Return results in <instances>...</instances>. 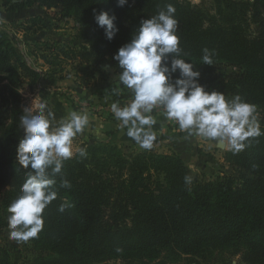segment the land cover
Here are the masks:
<instances>
[{"label": "trees", "instance_id": "obj_1", "mask_svg": "<svg viewBox=\"0 0 264 264\" xmlns=\"http://www.w3.org/2000/svg\"><path fill=\"white\" fill-rule=\"evenodd\" d=\"M207 1L213 10L205 7ZM168 4L179 21L181 58L201 72L207 89L255 104L264 132V0H203L200 5L128 0L123 7L117 0H17L11 8L36 7L72 19L85 45L72 50L74 57L87 67L107 66L116 75L112 56L142 19ZM101 11L116 17L119 31L111 41L95 23ZM205 48L213 53L211 65L202 61ZM61 53L69 57L65 48ZM40 80L41 73L0 31V235L7 229V207L25 180L15 159L26 107L21 91ZM245 143L244 150L225 153L231 173L206 180L193 178L177 153L143 150L127 156L121 146L91 137L86 157L77 152L56 177L58 197L45 209L43 231L30 239L38 252L32 264H163L183 257L216 264L226 253L242 264H264V135ZM185 176L193 178L191 184ZM61 180L71 187H61ZM65 203L70 207L60 212Z\"/></svg>", "mask_w": 264, "mask_h": 264}, {"label": "clouds", "instance_id": "obj_2", "mask_svg": "<svg viewBox=\"0 0 264 264\" xmlns=\"http://www.w3.org/2000/svg\"><path fill=\"white\" fill-rule=\"evenodd\" d=\"M127 3L128 0H117L119 7ZM175 13V7L168 4L142 19L129 42L112 56L119 68L113 78H118L122 86L113 88L112 93L120 96L126 89L131 94L124 106L119 101L111 103L113 117L119 122L117 127L141 149L152 150L158 136L153 111L161 108L165 120L175 121L188 137H202L238 153L245 149L248 138L264 135L257 106L239 95L227 98L223 92L200 83L201 72L181 58L183 49ZM94 19L106 39L113 40L119 31L115 15L101 11ZM202 51L203 63L211 65L213 53L207 48ZM104 70L109 69L105 66ZM33 104L25 107L20 116L23 135L15 149L25 180L20 194L7 207L8 239L16 242L38 238L43 231L45 209L58 197L56 177L62 174L64 161L75 154L74 139L90 126L86 111L72 110L57 119L47 101ZM76 152L82 157L87 155L83 147H77ZM184 179L191 184L193 178ZM60 186L70 188L71 184L61 180ZM67 207L70 205L61 204L58 210L63 212Z\"/></svg>", "mask_w": 264, "mask_h": 264}, {"label": "rangeland", "instance_id": "obj_3", "mask_svg": "<svg viewBox=\"0 0 264 264\" xmlns=\"http://www.w3.org/2000/svg\"><path fill=\"white\" fill-rule=\"evenodd\" d=\"M16 1L0 0V31L9 36L20 57L30 67L41 73L39 85L33 89L25 86L21 91L25 106L32 107L33 102L47 101L57 119L72 110L86 111L89 114L90 126L83 135L74 139L73 150L76 154L77 147L84 148L86 144L91 143V137L104 139L105 122L114 120L111 103L119 101L120 105L124 106L131 99V94L125 89L120 96L113 95V88L122 87L118 78H113L115 76L113 71H105V67H87L85 63L74 57L72 50L76 47L83 49L85 45L79 39L78 27L72 19L61 20L52 11L36 7L12 10V3ZM190 1L195 5L203 3V0ZM205 7L213 10L210 1L205 2ZM63 48L69 51L68 58L61 53ZM92 72H94L93 75ZM153 115H157L155 110ZM258 119L261 123L262 116H258ZM109 137L104 142H111ZM120 146L127 156L144 150L132 144ZM181 150L183 157L177 154L185 160L193 178L216 180L232 172L224 160L225 153L230 151L225 147L216 145L215 149L210 148L212 153L203 147L199 149L200 152L183 149V147ZM167 151L160 148L155 152L166 153ZM37 255L38 252L31 245V240L28 242L9 240L8 229L0 235V264H32ZM96 264L133 263L112 260ZM163 264L214 263L183 257L175 262L167 260ZM216 264L242 263L239 257L226 253L223 261Z\"/></svg>", "mask_w": 264, "mask_h": 264}, {"label": "crops", "instance_id": "obj_4", "mask_svg": "<svg viewBox=\"0 0 264 264\" xmlns=\"http://www.w3.org/2000/svg\"><path fill=\"white\" fill-rule=\"evenodd\" d=\"M161 109V108H160ZM154 109L155 113H157V125H155V130L157 131V141L154 144L153 149L158 151L161 149L168 150L165 154H170L172 152L179 153L182 157L181 149H192L193 151H199L200 148H206L208 151L211 152L210 148L216 147L217 143L211 140H206L202 137H188L185 132H181L178 128V125L174 123V121H167L165 120L164 116L162 115L163 109ZM119 122L111 120L109 122H105L104 125V139L101 138L102 141H106L109 137L112 143L117 145H134L138 146L134 141L128 138L124 132H122L118 127L117 124ZM126 131V130H125ZM212 153V152H211Z\"/></svg>", "mask_w": 264, "mask_h": 264}, {"label": "built area", "instance_id": "obj_5", "mask_svg": "<svg viewBox=\"0 0 264 264\" xmlns=\"http://www.w3.org/2000/svg\"><path fill=\"white\" fill-rule=\"evenodd\" d=\"M130 100L127 101V103L129 102ZM126 104V103H125ZM156 109H160V108H156ZM174 123L176 124V122L174 121Z\"/></svg>", "mask_w": 264, "mask_h": 264}]
</instances>
